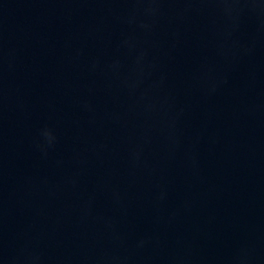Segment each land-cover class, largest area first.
Wrapping results in <instances>:
<instances>
[{
    "label": "water",
    "instance_id": "obj_1",
    "mask_svg": "<svg viewBox=\"0 0 264 264\" xmlns=\"http://www.w3.org/2000/svg\"><path fill=\"white\" fill-rule=\"evenodd\" d=\"M0 264H264V0H0Z\"/></svg>",
    "mask_w": 264,
    "mask_h": 264
},
{
    "label": "clouds",
    "instance_id": "obj_2",
    "mask_svg": "<svg viewBox=\"0 0 264 264\" xmlns=\"http://www.w3.org/2000/svg\"><path fill=\"white\" fill-rule=\"evenodd\" d=\"M48 135H49V137L51 138L50 133H48Z\"/></svg>",
    "mask_w": 264,
    "mask_h": 264
}]
</instances>
